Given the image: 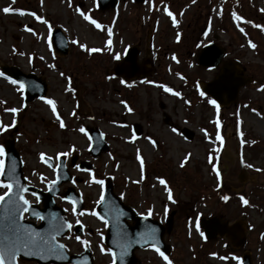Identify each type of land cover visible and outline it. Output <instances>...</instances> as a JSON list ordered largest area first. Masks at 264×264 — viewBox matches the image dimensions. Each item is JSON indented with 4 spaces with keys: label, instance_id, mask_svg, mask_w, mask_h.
Instances as JSON below:
<instances>
[{
    "label": "rangeland",
    "instance_id": "rangeland-1",
    "mask_svg": "<svg viewBox=\"0 0 264 264\" xmlns=\"http://www.w3.org/2000/svg\"><path fill=\"white\" fill-rule=\"evenodd\" d=\"M71 5L67 0H0V9L11 6L25 13L34 12L49 22L45 25L32 15L0 11V70L16 67L39 77L47 87L45 98L56 101L57 112L66 125L59 126L50 106L42 100L24 104L18 85L0 76V100L5 101L0 105V122H12L13 114L5 112V108L20 109L15 114L14 127L0 132V146L6 140L13 141L22 159L26 182L45 190L54 178L57 153L67 151L69 146H74L75 151L67 160L77 154L80 160L93 164L89 173L70 168L74 180L61 187L63 191L71 185L83 196L84 215H74L67 201L58 198L56 203L65 209L71 223L81 221L84 232L80 237L91 242L94 264H110L112 257L100 251L101 246L107 249L102 242L105 224L89 214L101 193V186L91 182V176L111 178L115 193L139 214L147 215V209L152 208L150 216L163 221L174 212L170 232L164 236V241L174 247L173 264H237L231 257L240 258L243 252L250 254L253 264H264V31L252 26H264V0H151L141 5L119 0L115 8L105 11L96 9L95 0H71ZM164 5L178 21L176 25L163 11ZM77 7L101 23L103 30L84 21L76 12ZM234 11L252 21L240 23L244 33L236 27L231 15ZM26 25L36 35L25 31ZM49 25L51 31L59 28L67 38L66 55L52 50ZM108 27L112 28L111 51L105 49ZM249 39L257 45L255 49L248 47ZM73 40L77 43L73 44ZM210 42L224 47V60L239 61L242 74L253 80L241 88L235 103L221 108L209 104L208 97L200 96L201 83L218 73L196 63L198 51ZM79 44H84L85 49ZM130 47L140 50L139 65L149 58L153 67L149 75L126 81L113 76L112 67ZM88 48L101 51L89 53ZM116 53L120 54L119 60L114 59ZM145 65L149 67L148 63ZM65 77L70 78V84ZM121 80L125 83L121 84ZM160 84L180 92L181 97L164 92ZM66 87L73 91H65ZM121 100L133 111L127 112ZM73 110L75 116L70 115ZM216 120L221 125L223 145L216 141ZM81 126L100 129L109 151L93 160L87 152V136L78 131ZM201 129L208 133L207 138ZM184 131L190 135L186 137ZM146 137L156 141V146ZM216 147L221 148L219 154L212 152ZM224 147L234 157L240 154L249 181L240 184L237 162L228 164L220 158ZM137 150L144 163L142 179ZM40 153L52 157L55 165L46 166ZM210 153L223 170L219 188L208 162ZM187 154L189 159L184 161ZM247 164L253 167L248 168ZM157 178L167 182L175 203L168 200L164 185ZM223 195H228L229 200H221ZM241 195L249 201L248 205H242ZM217 215L229 222H245L246 243L241 248H232L223 238L207 241L196 231L199 218ZM62 242L71 253L83 249L72 233ZM136 256L141 264H165L151 248L136 251Z\"/></svg>",
    "mask_w": 264,
    "mask_h": 264
},
{
    "label": "water",
    "instance_id": "water-1",
    "mask_svg": "<svg viewBox=\"0 0 264 264\" xmlns=\"http://www.w3.org/2000/svg\"><path fill=\"white\" fill-rule=\"evenodd\" d=\"M117 2L118 0H96L97 8L101 11L108 8H114L117 5ZM133 2L136 4H142L145 0H133ZM52 45L56 52L62 55L67 53V39L59 29H55L52 32ZM137 54V48H130L122 63L116 66L115 73L120 74L125 78H137L140 75L147 74L149 71L140 70V67L137 66ZM224 55L223 48L210 43L205 45L199 52L197 63L201 67L213 69L219 67ZM237 69L236 62L231 61L221 65L219 75L212 82L204 83L202 92L217 100L220 105L234 102L239 88L250 82V79L236 76L235 71ZM2 70L5 75L12 79L24 82L25 102H30L45 94L46 85L33 74H23L16 68L5 67L2 68ZM224 95L226 96V101L223 99ZM88 133L91 137L90 153L94 157H97L101 150L107 149V146L103 141V136L98 131L90 130ZM3 148L5 150V156L3 157L5 160V177H0V179H7L8 170L14 169L16 178L21 184L27 187V193L31 194L32 192H35L36 198L38 197L37 201L41 203V207L36 204H31L32 208L48 218L46 220H40V223L36 225L33 221L37 219L26 214L28 220H23L22 223L31 224L32 227L38 231H44L49 227V220H51L53 224H60L67 221L64 216V211L58 207L54 201V197L59 193V185L70 180L65 169L64 160H59L56 174L57 183L54 185L49 184L47 191L43 192L25 184V179L22 177L21 171L22 162L13 142L11 140L5 141ZM75 160L76 158L72 159L71 165H74ZM47 163L51 164L49 160ZM80 167L86 170L91 169L86 165H80ZM242 171L244 170L242 169ZM239 179L242 181L243 177L240 176ZM62 198L73 201L77 212L81 210V199L79 196L75 195L72 190H68ZM96 212L108 221L104 243L108 248L112 249L113 253L116 254V264H138L139 262L134 256V250L151 246L152 243H155L164 254L168 253L169 247L163 244L162 241L164 233L163 226H161L159 222L148 217L137 216L131 208L125 206L113 193V187L109 180L104 184V201L97 206ZM120 213H123V215H120ZM127 220H131L134 225L129 226L126 223ZM165 223L170 227L172 219L170 218L166 220ZM198 224L202 228L204 236L207 239H214L217 236L225 237L231 245L236 248L242 246L245 242L242 223L237 222L229 225L227 222L221 223L219 217H210L201 218ZM148 228H154L156 231L154 240H149L146 243L144 240L140 239V233L145 232ZM68 232L69 230L65 228L61 234L57 236V239L65 236ZM74 232L76 235H79L81 233V226L75 225ZM68 257L69 259L65 261H57L51 258L41 260L37 257H22L20 260L35 261L37 264H82V261L86 260L87 264H93V258L89 248L84 250L81 254H68ZM243 264H251L248 255L244 256Z\"/></svg>",
    "mask_w": 264,
    "mask_h": 264
},
{
    "label": "snow or ice",
    "instance_id": "snow-or-ice-1",
    "mask_svg": "<svg viewBox=\"0 0 264 264\" xmlns=\"http://www.w3.org/2000/svg\"><path fill=\"white\" fill-rule=\"evenodd\" d=\"M42 2V0H41ZM146 3H150L151 0H145ZM193 3H195V0H192ZM14 3V0H13ZM68 6L71 7V0H67ZM151 10V9H150ZM5 14L9 13H18L19 15L23 16L25 14L32 15L35 17L36 20L41 21L45 25H48L49 22L44 19L43 17L37 15L34 12H28L25 13L24 10L21 9H16L11 6H6L3 9H0ZM91 11V10H89ZM163 11L167 16L172 18V24L176 25L178 21L176 18L173 16V13L169 10L167 5L163 6ZM261 11H264L262 9ZM76 12L83 18L84 21L89 22L90 24L94 25L96 29H101L103 30L104 26L97 22V20L93 19L90 15L86 14L84 11H81L79 7L76 8ZM232 18L234 21H236V27L239 28V30L244 33L243 27H240V23H248L252 24V21H247L244 20L243 17L238 15L235 11L231 13ZM253 27L260 29L261 31H264V26L260 24H252ZM25 31L32 33L33 35H36V33L33 31V29L29 26H25ZM107 35H108V40L105 45V49L107 51H111V37H112V28L108 27L106 29ZM49 32H51V26L49 25ZM207 35V33H205ZM245 35H247L245 33ZM180 36L179 33H177L176 39L179 40ZM73 44H76L77 41L73 40ZM248 47L255 49L257 45L253 43L250 39L247 41ZM81 49H85L84 44H79L78 45ZM89 53L92 52H100L101 49L99 48H88L86 49ZM20 55H24V53H20ZM32 57L29 56V63H31ZM43 59V57H41ZM114 59L119 60L120 59V54L116 53L114 54ZM173 59L175 60V56H173ZM49 67L54 68L55 65H49ZM4 74L0 72V76H3ZM179 75V74H178ZM60 76L64 77V73L61 72ZM7 79V77H5ZM181 79H184L182 76L180 77ZM66 80L69 81L70 84V78L65 77ZM10 83L13 85H18L17 91L20 92L21 96H23V92L25 89V84L22 81H17L15 79L10 80ZM121 84H124L125 81L121 80ZM144 83H152V81H144ZM131 87V85H128ZM160 88L164 90L166 93H170L174 96L181 97L180 92L173 91L172 88L160 84L158 85ZM261 89H264V85H261ZM65 91L71 92L73 89L71 87H66ZM204 92H200V96H204ZM40 99L48 106H50L51 111L53 115L55 116L56 120L59 121V126L61 128L66 127L63 119H61V116L57 112V106H56V101L52 98H45L43 96L40 97ZM186 104L189 103V101L185 100L184 101ZM209 104L213 105L214 107L218 108V105L216 104V101L213 99H209L207 101ZM5 101L0 100V105L4 104ZM120 103L124 106L125 110L127 112H132L133 109L128 106V104L121 100ZM5 112H10L13 114V119L10 124H5L3 122H0V132L6 131L8 128L14 127L16 123L15 119V114L20 111V109L12 107V108H5ZM253 111H255L253 109ZM70 115L75 116V110H73ZM91 118V117H90ZM216 124V141L219 142L220 145L224 144V138L222 137L220 133V122L219 120L215 121ZM78 131L80 133H83L85 136L88 135L86 129L81 126L78 128ZM173 132H176V129H172ZM201 131H204L205 137H208V133L204 130L201 129ZM242 135V134H241ZM135 134L133 133L132 139H135ZM89 141H91V137H88ZM146 139L149 140V142L153 145V147L156 146V141L152 140L150 137H146ZM241 143H244L243 140H241ZM252 143H255L253 141ZM75 151L74 146H69L67 151L57 153V160L61 156L67 157L71 154V152ZM221 151L220 147H216L212 150L213 153L219 154ZM5 156V150L3 146H0V177H5V160L3 157ZM190 154L185 155L184 161H187L189 159ZM40 158L42 162L47 163L48 160H51L52 157H46L45 153H40ZM136 159L140 161V168H141V179L143 178V171H144V163L141 155L139 154V150H137V156ZM184 161L181 162V167L184 166ZM214 161V156L212 153L209 154L208 156V162L211 164V171L212 173L215 174L216 180H217V188H219L220 181L222 179L221 176V171L217 167L216 163ZM243 162V161H242ZM48 167H52L51 164H48ZM77 168L79 167L78 165L76 166ZM246 167L252 168L253 166L251 164H247ZM256 171H261V169H256ZM159 183L161 185H164L165 191L167 193V198L169 201L172 203H175L176 201L173 199L172 191L168 187L167 182L163 178H157ZM91 182L100 185L101 186V193H100V198L96 201L97 204H100L104 201V192H103V185H104V180L103 179H97L94 176H91ZM136 183V181H133ZM48 183L54 185L57 183V181L51 180L48 181ZM0 264H20V259L22 257H37L41 260L45 259H55L57 261H65L68 260V249L67 245L64 243H60L57 240V236L61 234V232L67 228L68 230H71L72 224L68 223L67 221H64L63 223L60 224H53L51 220H49V227L47 230L44 231H38L34 227H32L31 224L28 223H22V221L25 218V214L35 217L38 220H46L48 219L47 217L41 215L40 213L36 212L32 206L31 202L29 199L26 198L25 193L28 192V189L25 185L21 184L19 180L16 178L14 174V169H9L7 173V179H0ZM32 196H36L35 192L31 193ZM123 197V194H122ZM38 199V197H37ZM221 200L223 201H228L229 196L228 195H223L220 197ZM242 205H248L249 201L241 195L239 197ZM73 214L74 215H84V212H77L75 206H73ZM152 208L147 209V215L150 216L152 215ZM167 211V209H165ZM92 216H96L98 219L102 220L105 226H107L108 221L104 219L103 216H100L97 212L94 210L89 213ZM120 215H123V213H120ZM143 215V214H141ZM54 217V214H53ZM77 224H81L80 220L76 221ZM81 227H83L81 225ZM155 229L154 228H148L145 232L140 233V239L144 240L146 243L149 240H154L155 237ZM196 231L200 234V236L203 238L204 233L200 230L199 225L197 224L196 226ZM261 238H264V233L261 234ZM75 240L80 243L82 248L87 250L91 246V242L87 239H82L80 236H75ZM151 247L163 258L165 261V264H173V261L170 260L161 250L159 247L156 246L155 243L151 244ZM100 251L102 254H109L112 259L110 264H116V254L113 253L111 248L105 249L104 247H100ZM212 256H216V253H211ZM221 260H226L228 257H219ZM231 259L237 261V264H240V258L237 256H232ZM82 264H87L86 260L82 261Z\"/></svg>",
    "mask_w": 264,
    "mask_h": 264
},
{
    "label": "flooded vegetation",
    "instance_id": "flooded-vegetation-1",
    "mask_svg": "<svg viewBox=\"0 0 264 264\" xmlns=\"http://www.w3.org/2000/svg\"><path fill=\"white\" fill-rule=\"evenodd\" d=\"M244 70H242V72H243ZM242 74V73H241Z\"/></svg>",
    "mask_w": 264,
    "mask_h": 264
}]
</instances>
